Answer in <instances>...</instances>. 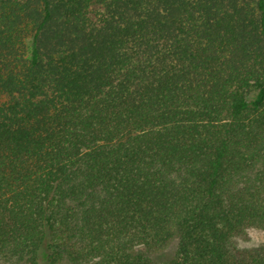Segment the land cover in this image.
Instances as JSON below:
<instances>
[{
  "label": "trees",
  "instance_id": "trees-1",
  "mask_svg": "<svg viewBox=\"0 0 264 264\" xmlns=\"http://www.w3.org/2000/svg\"><path fill=\"white\" fill-rule=\"evenodd\" d=\"M255 225L264 0H0V264H264Z\"/></svg>",
  "mask_w": 264,
  "mask_h": 264
},
{
  "label": "clouds",
  "instance_id": "clouds-1",
  "mask_svg": "<svg viewBox=\"0 0 264 264\" xmlns=\"http://www.w3.org/2000/svg\"><path fill=\"white\" fill-rule=\"evenodd\" d=\"M235 247L239 250L252 249L264 244V229L250 226L244 229L243 235L234 237Z\"/></svg>",
  "mask_w": 264,
  "mask_h": 264
},
{
  "label": "rangeland",
  "instance_id": "rangeland-1",
  "mask_svg": "<svg viewBox=\"0 0 264 264\" xmlns=\"http://www.w3.org/2000/svg\"><path fill=\"white\" fill-rule=\"evenodd\" d=\"M89 12H90L91 17L93 19L97 20V19L101 18V15L103 14V8H102V6L100 4H93L90 7ZM255 227L256 228H260V229H264L263 227L256 226V225H255ZM174 249H175V245H172L167 250L160 252L158 254V258L159 259H166V258L170 257L173 254Z\"/></svg>",
  "mask_w": 264,
  "mask_h": 264
}]
</instances>
